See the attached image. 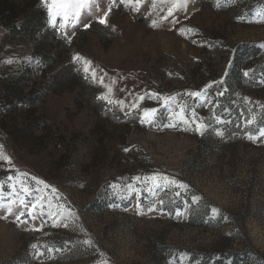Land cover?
Listing matches in <instances>:
<instances>
[{
	"label": "rangeland",
	"instance_id": "obj_1",
	"mask_svg": "<svg viewBox=\"0 0 264 264\" xmlns=\"http://www.w3.org/2000/svg\"><path fill=\"white\" fill-rule=\"evenodd\" d=\"M173 3H100L88 23L111 6L107 45L89 33L66 61L96 73L83 94L52 91L0 20V264H264V0ZM25 67L47 91L46 125L28 130L4 96Z\"/></svg>",
	"mask_w": 264,
	"mask_h": 264
},
{
	"label": "trees",
	"instance_id": "obj_2",
	"mask_svg": "<svg viewBox=\"0 0 264 264\" xmlns=\"http://www.w3.org/2000/svg\"><path fill=\"white\" fill-rule=\"evenodd\" d=\"M49 18L47 6L42 0H0L1 22L9 28L12 37L33 43V56L41 64V72L47 77L51 90L61 92L78 87L80 94L85 90L91 91L89 78L74 62L66 61L73 54L70 47L81 48L87 42L89 33H97L103 44L107 45L103 30H109L108 27L92 21L89 27L65 35L59 28L49 25ZM108 35L111 39L114 36L112 31ZM46 94L43 85H38L32 67H25L19 75L12 76L4 83L9 113L13 109H20L26 118L23 126L26 130L34 125H46Z\"/></svg>",
	"mask_w": 264,
	"mask_h": 264
},
{
	"label": "snow or ice",
	"instance_id": "obj_3",
	"mask_svg": "<svg viewBox=\"0 0 264 264\" xmlns=\"http://www.w3.org/2000/svg\"><path fill=\"white\" fill-rule=\"evenodd\" d=\"M101 2L107 3V0H42V3L47 6L48 15H49L53 24H55L57 16H60L63 19L64 23H61L59 25V27L61 29L66 28L69 25V23H76V22L82 23L84 27H89L90 25L88 23V19H91L92 16H94L96 14V12L100 10V3ZM114 2H115V0H113V3ZM124 2H125V0H121V3H124ZM127 2L139 4L141 2V0H127ZM186 5H187V0H174L173 8L179 7L180 9H183L184 7H186ZM111 10H112L111 6H109L107 8V11H104L103 15L98 17V22L100 24H106L107 23V16L111 12ZM82 13H84L87 16V18L84 20L80 19ZM88 14H91V15H88ZM171 16H173V11L170 8L168 11V17H171ZM168 17H163V19H167ZM172 22L175 23V20H173ZM152 26H154V27L157 26V21L154 20L152 22ZM75 59H82V58L77 56V57H75ZM84 63L86 65V67L83 70H84L86 76H87V74L91 73L93 81H95L96 80V73L91 69L90 62L84 61ZM244 75L247 76L248 73L245 72ZM100 82L103 83V80L101 79ZM216 94L222 96L224 93L222 91H220V92H217ZM187 95L190 97H201L202 92H200V91L189 92V93H187ZM97 98L100 100H105L109 104L113 103V101L109 100L104 95H101ZM115 103L118 105H121L123 102L122 101H116ZM133 107H135V106L133 105ZM157 114H158V109H156V108H145L142 112L140 122L144 123L147 121V122L151 123L155 119ZM192 115H193V122L195 123V128H193L191 130L200 132V134L203 135V129L205 127H208V126L203 124V123L196 121V113L195 112H193ZM180 118L183 120V122L185 124H189V120L184 116V108H180ZM220 122H221L220 120H217V123H220ZM254 122H255L254 117L246 120L247 124H252ZM167 126L171 127L174 125L169 124ZM258 131H259V136H264V129L258 130ZM217 135H223V133L220 132L219 130H217ZM248 136H249V139H253V140L257 138L255 136H253L251 133H249ZM0 148H2V146H0ZM125 150L127 151V149H125ZM0 158H3V157H0ZM7 160L9 163H11L10 158H7ZM137 179H139V178H137ZM152 179L155 180L156 177H153ZM162 179L168 184H175L176 183L175 180H169L168 177H162ZM179 186L180 187H186V185H183V184H180ZM0 188H3L2 184H0ZM149 190L151 191V189H149ZM25 191H27V189H25ZM160 203L162 204L163 201L161 200ZM21 204H23L25 208L29 207V205L25 204L24 201H21ZM38 204H39V201L32 203L31 204V211L35 212ZM149 210H152V209H149ZM8 211L11 212V208H9ZM141 214H143V213H141ZM20 215L22 216V215H24V213L21 211ZM65 226H67V225H65ZM86 243H88V242H86ZM32 247L36 248V245H32Z\"/></svg>",
	"mask_w": 264,
	"mask_h": 264
}]
</instances>
